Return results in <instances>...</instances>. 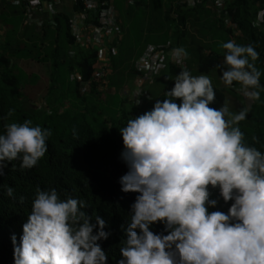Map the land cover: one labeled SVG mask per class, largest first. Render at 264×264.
Returning <instances> with one entry per match:
<instances>
[{
    "label": "clouds",
    "instance_id": "1",
    "mask_svg": "<svg viewBox=\"0 0 264 264\" xmlns=\"http://www.w3.org/2000/svg\"><path fill=\"white\" fill-rule=\"evenodd\" d=\"M110 1L116 10V26L103 43L83 45L72 31L78 43L98 51L95 70L85 85L90 88L91 82H96L103 98L115 91L110 85L109 61L112 54L121 50L116 39H122L117 9L114 0ZM188 2L191 4L192 0ZM216 3L219 5L220 0ZM83 12L74 13L72 27L76 20L80 29L88 32L89 25L99 21L91 11L97 23L88 22V11L85 18L79 15ZM31 16L28 12L30 21ZM229 21L232 20H227V26L234 28L237 35V25L234 23L233 27ZM233 37L219 44L225 50V67L217 65L221 67L220 80L244 97L257 100V89L262 87L261 72L252 61L259 54L251 44H237ZM149 45L166 51L176 49L182 59L168 61L152 82L138 86L142 72L137 61ZM146 49L135 60L138 75L125 94L137 110L151 99L150 87L158 75L171 64L185 63L178 48L149 43ZM101 66L106 71V84L94 77ZM70 77L76 84L83 82L78 72ZM234 81L239 87L232 84ZM138 90L142 91L140 95ZM164 96L119 128L123 144L120 158L127 171L118 183L121 191L138 195L130 205L126 236L119 246L121 258L116 264H264V151L243 142L238 122L245 119L247 109L231 113L224 106L211 107L215 93L210 78L192 75L186 68L176 74L173 87ZM175 98H179V104ZM49 135L48 128L33 125L29 119L5 124L0 132V169L3 162L15 159H19L21 169L32 168L47 151ZM208 186L218 188L224 202L232 201L226 213L209 211V206H215L217 201L209 198ZM13 191L10 186L5 188L9 197ZM18 199L23 202L24 197ZM85 206V201L76 197L60 199L54 187H38L22 224L19 244L15 234L10 237L13 264H107V254L97 241L106 239L110 231L105 230V220L99 215L91 223L82 210ZM155 222L163 225L161 232L150 230Z\"/></svg>",
    "mask_w": 264,
    "mask_h": 264
},
{
    "label": "trees",
    "instance_id": "2",
    "mask_svg": "<svg viewBox=\"0 0 264 264\" xmlns=\"http://www.w3.org/2000/svg\"><path fill=\"white\" fill-rule=\"evenodd\" d=\"M172 1L157 27L169 30V39L164 45L180 49L185 63L171 64L164 71L167 77L155 82L165 84L171 78L172 88L182 68L192 75H207L215 93L210 106H224L231 113L247 109L245 119L238 122L243 142L264 151V0H224L222 10L207 8L206 2L212 0L197 1L194 6L183 0ZM72 4L71 11L60 9L53 19L47 18L38 24L28 20V0H0V132L5 124L22 123L25 119L50 130L47 151L32 168L21 169L19 159H15L3 162L0 169V264H13L10 237L15 234L19 244L22 224L38 187H54L60 199L71 196L84 200L86 206L82 210L90 217V222L95 223V216L99 215L105 220V230L110 231L106 239L97 241L107 254V264H116L121 258L120 242L126 236L124 228L131 213L130 205L138 193L123 192L118 183L119 177L127 171L120 158L123 144L119 128L127 120L151 109L155 100L163 98L159 91H150L151 99H146L144 107L137 110L125 95L120 97L124 88L104 98L96 82H91L87 88L85 84L95 70L99 55L93 46L78 43L72 33L74 13L87 12L80 0ZM140 4L141 0H135V5ZM228 19L237 25L240 31L237 35L234 28L227 26ZM90 21L97 23L88 11ZM233 35L235 43L251 44L259 54L252 61L261 72L262 87L257 89L260 91L257 100L244 97L239 90L220 80L221 67H225L222 64L225 50L219 44L232 40ZM119 42L116 39L115 44ZM148 44L136 50L134 59L123 60L121 50L111 55V86L114 80L124 86L133 83L138 75L135 60ZM193 61L197 64L195 73L191 67ZM21 65L46 74L48 84L42 97L43 105L34 104L25 95V78L21 72L26 71ZM74 72L82 75L81 84L71 80ZM232 84L239 87L235 81ZM175 100L179 104V98ZM114 103L115 114L110 111ZM228 118L226 115L225 119ZM7 186L14 190L11 197L5 194ZM208 187L209 198L217 201L215 206H209V211L226 213L232 201L224 202L218 188ZM20 196L24 197L23 202L19 201ZM150 230L161 232L163 225L155 222Z\"/></svg>",
    "mask_w": 264,
    "mask_h": 264
},
{
    "label": "rangeland",
    "instance_id": "3",
    "mask_svg": "<svg viewBox=\"0 0 264 264\" xmlns=\"http://www.w3.org/2000/svg\"><path fill=\"white\" fill-rule=\"evenodd\" d=\"M173 1L172 0H141L140 5H135V2L129 3L128 0H114V4L118 14V26L122 31V39L119 42V47L122 53V59L128 60L129 57L135 58L136 50L142 45L148 43L164 44L169 39V30L163 29L160 26V20L163 18L164 12ZM71 11V7L66 8ZM26 72L22 71L25 81V95L33 100L34 104L43 105V99L48 80L46 74L38 70H32L21 65ZM195 61L191 64L194 73L197 69ZM167 75L161 73L156 79H164ZM169 80V81H168ZM172 79L168 78L165 85L158 86L159 81L150 87V91H158L161 89V98L165 99L164 92L171 89L169 83ZM114 90H122L120 97L124 98L127 94L128 85L120 84L118 80L112 81ZM115 83V84H114ZM123 85V86H121ZM132 85V84H131ZM129 85V87H131ZM167 85V86H166ZM127 98V95H125ZM117 101V98H114ZM70 106V103H67ZM110 111L116 113V105L112 104ZM129 109V108H128ZM141 114V113H139Z\"/></svg>",
    "mask_w": 264,
    "mask_h": 264
},
{
    "label": "built area",
    "instance_id": "4",
    "mask_svg": "<svg viewBox=\"0 0 264 264\" xmlns=\"http://www.w3.org/2000/svg\"><path fill=\"white\" fill-rule=\"evenodd\" d=\"M78 1V0H74ZM84 4V8L87 11H92L95 18H98V24H90L89 31L80 29L77 24V21H73V32L77 37V40L83 45L86 43H103L109 36L112 34L116 26V10L113 3L109 0H81ZM197 1L201 0H192L189 4L188 0L185 2L189 6H194ZM213 2H206L207 8H215L217 10H222L224 7V0H220L219 5L216 3V0ZM61 0H28V12L36 8H40L42 5H46L49 11V16L54 18L57 13V5L60 4ZM83 18L86 17V12L79 13ZM229 25L236 27L232 21L228 22ZM115 51V50H114ZM103 52L101 51V57ZM182 59V54L174 49L171 51H166L163 47L156 45H149L140 59L137 61L138 69L142 72L137 79V85L142 86L144 83L152 82L153 77L156 73L160 72L166 65L168 61L179 62ZM95 79L100 83H107L106 71L102 69V66L99 67L98 71L95 73ZM80 78V76H79ZM138 95L142 93L141 90L137 91Z\"/></svg>",
    "mask_w": 264,
    "mask_h": 264
},
{
    "label": "crops",
    "instance_id": "5",
    "mask_svg": "<svg viewBox=\"0 0 264 264\" xmlns=\"http://www.w3.org/2000/svg\"><path fill=\"white\" fill-rule=\"evenodd\" d=\"M72 0H61L60 4L58 5L59 9L66 10L67 7L72 8ZM32 14L33 21L38 22L41 24L42 20L47 19L49 17L48 11L46 6H42L41 8H36ZM4 33V31H3ZM164 86L165 84H158V86ZM161 93V89L158 90Z\"/></svg>",
    "mask_w": 264,
    "mask_h": 264
}]
</instances>
